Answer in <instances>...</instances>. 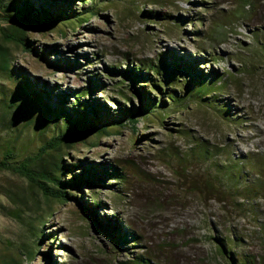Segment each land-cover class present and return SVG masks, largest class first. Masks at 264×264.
I'll use <instances>...</instances> for the list:
<instances>
[{"label": "rangeland", "instance_id": "obj_1", "mask_svg": "<svg viewBox=\"0 0 264 264\" xmlns=\"http://www.w3.org/2000/svg\"><path fill=\"white\" fill-rule=\"evenodd\" d=\"M31 2L39 13L77 12L80 20L27 24L30 49L0 38L13 73L49 93L17 120L26 123L15 141L19 159L63 125L59 109L76 114V90L83 87L92 85L81 98L85 109L98 106L93 120L107 121L109 132L88 133L55 152L69 166L65 181L84 167L94 171L93 181L68 188L65 200L46 198L0 170V205L12 206L8 189L23 192L42 219L33 240L0 210V261L12 253L8 239H19L34 241V255L22 264H115L137 255L151 264H264V0ZM91 5L95 12L81 11ZM171 52L191 61L184 75L198 68L222 74L214 78L218 88L205 92L213 98L187 96L175 104L139 79L148 71L162 89L182 93L184 86L165 84L148 67ZM128 68L138 71L145 93L132 88ZM0 82L8 92L20 90L10 77ZM161 98L169 105L160 106ZM152 99L160 122L144 113ZM125 107L141 108L135 122ZM6 132L0 127V136Z\"/></svg>", "mask_w": 264, "mask_h": 264}, {"label": "trees", "instance_id": "obj_2", "mask_svg": "<svg viewBox=\"0 0 264 264\" xmlns=\"http://www.w3.org/2000/svg\"><path fill=\"white\" fill-rule=\"evenodd\" d=\"M244 4L251 7L252 3L250 1H245ZM83 10L85 13L96 11L92 5L81 9V11ZM71 16H75L80 20V14H77V12L62 15V13H53L45 8L44 12L39 13L31 0H26L25 2H22L21 0V3L19 0V4L18 1L11 0L9 6L7 3H4L3 7L0 6V38L3 42L22 44L26 48H29L26 45L24 36L25 26L27 24H46L50 21ZM180 58L176 56L175 52H171V54L167 55L163 53L157 64L148 65V67L153 68L165 84L174 82L184 86L183 90L180 89L182 93L179 94L177 88L167 90L165 87V89H162L159 83L152 80L153 78L149 72H142L141 68L139 71L142 72V74H140L142 77L139 79L149 82V84L160 93L164 94L165 92L166 96H168L171 102L175 104L181 103V101L187 96L197 98L210 96V98H213L211 97L212 95H207L205 92H208L210 89L216 90L218 88V86H214V78L216 79L217 77L222 76V74H219L217 70L213 68L206 73L198 68L199 70L197 73L184 75L186 70L190 72L192 63L187 59L182 60ZM10 59L11 56L7 46L0 42V77H10L15 83L19 84L20 89L19 91L11 90L8 92L3 83L0 82V127L5 131L7 130L5 135L0 136V170H6L23 177L33 190L41 192L46 198L65 200L67 197L66 190L68 188H78L82 183H91V181H93L92 178H94V171L84 167L80 173L74 176L73 181H65L61 175L66 168H69V166L60 162L57 159L55 152L60 151L62 146L71 145L78 140H86V135L88 133L99 134L101 132H109L108 124L106 123L107 121L101 120L100 123L97 124V122L93 120V115H91V113L97 114L99 111V107L93 105V103L90 102L88 111L85 109V100L81 98L85 93L91 92L92 85L88 88L83 87L80 90H76L74 102V111H76V114L74 115L71 112V109L65 107L59 109V112L56 113V120L63 117V125L59 126L56 124L55 129H53L49 137L38 145L32 153L26 154L19 159L15 141L19 137L21 130L26 123L20 124L17 120L22 114H24L27 108L29 109L30 106H33L32 104L37 106L44 105L42 102L46 98H49V93H47L46 90L35 89L29 79L26 78L22 80L16 73H13L14 71L10 68ZM124 71L129 74H127L128 76H131L133 80L131 86L135 89V92L138 94L145 93V86L142 83L137 85L138 78L136 76L139 74L138 71L136 70L129 73V68ZM208 79L213 80L208 81ZM123 94L129 98L126 93ZM61 98L63 99V96H61ZM162 105L166 107L169 103L161 98L160 106ZM158 106L157 102L152 99L148 103L146 109H144V113L146 115H151L154 121L160 122L162 118L155 117L153 114ZM46 108L51 112H55L56 110L51 105H46ZM225 110L228 113V109L223 108L224 112ZM141 111L142 110L139 107H125L123 109V112L127 114L128 119L132 122L136 121V115ZM29 121H31V119H29ZM47 122L48 120L45 118L43 121L44 126L48 124ZM90 142L94 143L96 141L93 140ZM256 162L254 165H256ZM74 165H77V163ZM74 165H72V167ZM112 172L115 176H120L118 172L114 170ZM5 194L11 201L12 206L0 205L1 212L23 225L25 231L31 235L33 240L38 239L40 235L38 233L37 221L42 220L40 217L41 209L39 205L35 202L29 204L27 196L23 192L19 193L8 189ZM96 204L98 203L95 202V205ZM130 236L133 237L134 234ZM7 245L12 253L9 256L7 255L4 257L0 261V264H22L23 257L27 256L31 258L34 255V241L33 243H30L25 240L8 239ZM224 252L226 253V249H224L223 253ZM115 264L151 263L148 259L145 260L144 257L137 255L130 260H117ZM232 264L247 263L240 259V261L237 262L232 261Z\"/></svg>", "mask_w": 264, "mask_h": 264}]
</instances>
